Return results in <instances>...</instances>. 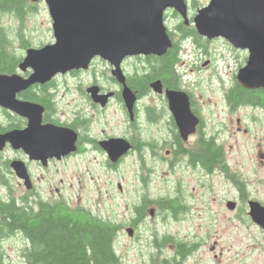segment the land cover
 I'll list each match as a JSON object with an SVG mask.
<instances>
[{
	"label": "flooded vegetation",
	"instance_id": "flooded-vegetation-1",
	"mask_svg": "<svg viewBox=\"0 0 264 264\" xmlns=\"http://www.w3.org/2000/svg\"><path fill=\"white\" fill-rule=\"evenodd\" d=\"M28 2V13L46 4ZM185 3L188 25L175 9L165 12L172 47L163 56L127 57L122 74L96 57L87 70L17 92L27 106H0V135L13 134L0 149V264L13 252V264H29L32 253L21 228H4L2 205L30 214L58 202L87 209L66 195L86 189L82 169L112 178L107 193L116 187L124 197L123 221H107L123 264L121 238L140 239L147 224L155 226L151 264H264V87L240 82L250 52L199 35L197 0ZM24 58L0 73L30 80L33 69L19 68ZM167 58L171 70L161 73Z\"/></svg>",
	"mask_w": 264,
	"mask_h": 264
},
{
	"label": "water",
	"instance_id": "water-1",
	"mask_svg": "<svg viewBox=\"0 0 264 264\" xmlns=\"http://www.w3.org/2000/svg\"><path fill=\"white\" fill-rule=\"evenodd\" d=\"M34 2L39 0H33ZM53 21L55 43L29 48L19 64L33 69L30 80L0 73V106L9 110L27 106L16 93L44 83L58 73L87 70L100 57L122 74L121 63L139 55L163 56L172 47L165 25V12L175 9L189 24L185 0H45ZM199 35L224 38L236 48L250 52L239 80L247 88L264 87V0H210L194 18ZM120 81L124 78L120 77ZM22 111V109H20ZM13 143V134L0 135V149ZM13 167L27 189H32L25 168Z\"/></svg>",
	"mask_w": 264,
	"mask_h": 264
},
{
	"label": "trees",
	"instance_id": "trees-1",
	"mask_svg": "<svg viewBox=\"0 0 264 264\" xmlns=\"http://www.w3.org/2000/svg\"><path fill=\"white\" fill-rule=\"evenodd\" d=\"M29 0H0V12L24 20L31 10ZM21 47L30 44L18 32ZM9 33L0 25V72L15 71L21 57L14 54ZM165 61V60H164ZM170 58L161 73H169ZM3 225L21 228L31 240L29 264H123L116 248V231L106 220L87 209H73L63 203L44 204L39 213L30 214L9 204L2 205Z\"/></svg>",
	"mask_w": 264,
	"mask_h": 264
},
{
	"label": "rangeland",
	"instance_id": "rangeland-1",
	"mask_svg": "<svg viewBox=\"0 0 264 264\" xmlns=\"http://www.w3.org/2000/svg\"><path fill=\"white\" fill-rule=\"evenodd\" d=\"M209 2L210 0H197L200 9L206 7ZM176 24L177 21H170L168 28L173 30ZM0 25L5 27L9 33L14 46V54L21 58L26 56V49L21 47L19 31L23 32V35L32 44L33 48L54 41L53 21L45 3H38L34 13H28L24 20H20L15 14L0 12ZM243 152H246V150L243 149ZM248 152L251 151L249 150ZM82 174L86 189L81 190L76 185L74 186V190H68L66 194L69 197H73L72 205L79 204L106 221L114 220L115 218L123 221L126 211L124 197L119 194L116 187H113L107 193L108 187L106 182H109V179L112 178H107L101 174L98 175L95 170L93 171V175H91L86 169H82ZM119 178L120 176L114 178L116 184ZM68 180L70 179L68 178ZM110 195L115 196V201H112ZM112 212L115 216L112 215ZM151 228H155V226L147 224L141 233L142 237L138 240L130 241L127 237L121 238V248L119 249L120 253L124 256L126 264H151L150 256L154 254L153 240H151V233L149 232ZM19 245L17 242H10L6 245V248L15 251ZM15 255L16 253L13 252L11 256L7 257V264H13Z\"/></svg>",
	"mask_w": 264,
	"mask_h": 264
}]
</instances>
